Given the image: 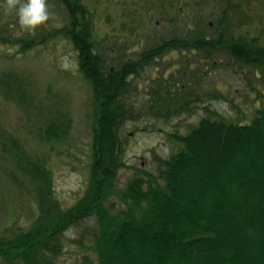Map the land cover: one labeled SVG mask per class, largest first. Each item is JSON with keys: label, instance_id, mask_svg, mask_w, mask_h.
I'll list each match as a JSON object with an SVG mask.
<instances>
[{"label": "trees", "instance_id": "16d2710c", "mask_svg": "<svg viewBox=\"0 0 264 264\" xmlns=\"http://www.w3.org/2000/svg\"><path fill=\"white\" fill-rule=\"evenodd\" d=\"M57 1L66 25L56 34L69 39L78 72L92 91L91 142L85 155L88 182L71 206L61 204L52 173L53 147L46 145L67 140L75 151V120L59 102L47 104L48 97L36 103L21 71H0V99L21 104L28 113L23 114L22 133L0 119V170L9 191L2 194L9 213L6 225L0 226V262L30 257L40 263L39 244L52 245L60 255L62 231L95 218L88 264H264V105L256 106L249 119H241L229 107L220 109L196 97L195 110L202 114L188 123L186 132L168 133L176 146L168 158L159 159L158 173L133 167L124 156L129 135L124 128L140 118L137 97L130 99L137 87L134 80L161 57L180 50H224L241 68L247 65L257 73L264 68V29L253 32L231 24L237 14L251 19L242 9L243 0H209L206 6L217 2L222 8L210 14L200 9L197 25L185 21L183 3L207 0H159L173 9L175 22H186V34L162 38L135 57L120 60L107 58L99 48L89 0ZM252 1L246 0L248 5ZM50 37L43 33L32 39L10 38L0 33V46L27 54ZM161 76L160 85H153L155 93L144 95L149 99L146 111L159 106L164 119L178 120L193 108L181 94L185 84L174 71L170 77L175 84L167 90L168 77ZM156 78L151 73L148 81ZM123 168L135 171L121 186ZM20 216L29 222L21 225Z\"/></svg>", "mask_w": 264, "mask_h": 264}, {"label": "rangeland", "instance_id": "374dc122", "mask_svg": "<svg viewBox=\"0 0 264 264\" xmlns=\"http://www.w3.org/2000/svg\"><path fill=\"white\" fill-rule=\"evenodd\" d=\"M89 1L99 39L98 46L107 58H118V60L135 57L140 50L156 45L162 38L186 34L185 21L197 25L194 20L200 9L210 14L211 11L219 13L222 8L217 2L206 6L209 0L204 4L195 3L192 6L185 1L182 8L185 21L175 22L172 19L175 13L173 9L164 7L159 0ZM48 5L49 21L31 31L21 29L15 14H6L4 9L0 8V33L10 38L29 37V39L37 38L43 33L51 34L48 42L36 44L27 54L17 53L15 49L0 46V71L15 68L18 72L21 71V75L29 79L36 103H41L42 99L48 97L47 104L53 101L54 104L59 102L75 120L72 129L73 137L78 142L77 146L75 141V151L72 150L73 144L68 146L67 140H53L46 145L49 148L53 147L52 173L58 198L64 207H68L83 194L88 182L89 163L85 155L88 149L90 150L91 142L89 116L92 108L89 102L92 91L78 72L76 51L69 39L62 32L56 34L57 29L66 25L63 9L57 0H48ZM242 9L251 14V19L247 20L248 17L237 14L232 18L231 24L242 25L253 32L262 31L264 1L254 0L251 5H248L246 0H243ZM255 11L258 16L255 15ZM202 26L203 24L199 28ZM201 56L208 58L202 61ZM191 64L193 67H190ZM240 66L242 64L224 50L208 54L180 50L161 57L142 71L134 80L133 84L137 86V89L132 88L130 98L137 97L140 118L136 122H129L124 128V133H129L125 138L127 144L124 150V156L129 165L158 173L159 159L168 158L176 146L168 133L177 129L186 132L188 123L194 124L202 114L200 112L198 116L195 110V107L199 105L196 97L201 96L209 104L212 102L214 107L220 109L229 107L239 118L249 119L256 106L264 105V68L259 69L257 73L252 67L245 65L241 68ZM174 71H177L178 79L185 84L181 94L186 95V99L191 101L193 108L190 112L182 114L178 120H167L161 113L158 114L159 106H154L151 112L146 111L149 99L144 95H148L149 92L155 93L157 88L153 89V85H160L157 79L160 76L159 80H163L161 74L167 75L164 87L170 90L175 84V79L170 77ZM151 73L157 76L156 80L148 81ZM218 96H223L225 101L220 100ZM24 108L19 103L1 98L0 119L7 128L22 133L24 131L21 129L23 114H28ZM69 147H71L70 151ZM134 171V168L122 169L118 181L121 186H124ZM2 173L0 170V226L3 228L8 220L9 210L8 203L3 200L2 194L9 191L3 183ZM114 199L118 201L117 197ZM27 220L29 222L27 216H20L21 225ZM96 224L95 218H86L80 224L64 229L59 240V244L63 245L60 255L52 250V245L39 244L37 251L41 254L42 262L38 263L53 264L54 259L56 264H88L85 258L88 253L90 255L91 235ZM38 263L32 262L30 257L6 259L0 262V264Z\"/></svg>", "mask_w": 264, "mask_h": 264}, {"label": "clouds", "instance_id": "9594fccd", "mask_svg": "<svg viewBox=\"0 0 264 264\" xmlns=\"http://www.w3.org/2000/svg\"><path fill=\"white\" fill-rule=\"evenodd\" d=\"M6 14H15L21 29L31 31L50 19L48 0H3Z\"/></svg>", "mask_w": 264, "mask_h": 264}]
</instances>
